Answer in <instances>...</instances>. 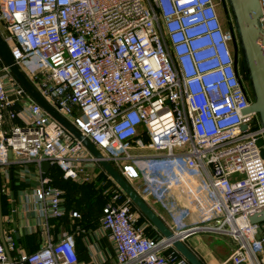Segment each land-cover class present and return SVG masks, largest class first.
<instances>
[{"label":"built area","instance_id":"2783aa9c","mask_svg":"<svg viewBox=\"0 0 264 264\" xmlns=\"http://www.w3.org/2000/svg\"><path fill=\"white\" fill-rule=\"evenodd\" d=\"M220 10L216 0H0V30L41 95L131 183L142 181L160 200L185 186V213L200 212L198 225L147 236L130 198L115 194L100 223L116 264H191L174 241L200 231L238 239L223 264H264V221L250 219L264 209V127L257 113L245 111L253 98L235 69ZM44 161L66 179L89 183L98 176L95 156L0 56L1 191L12 200L10 165L34 162L33 197L47 231L46 242L27 252L13 218L3 214L0 264H81L72 234L51 235V220L64 214L63 191Z\"/></svg>","mask_w":264,"mask_h":264},{"label":"crops","instance_id":"0c3cea01","mask_svg":"<svg viewBox=\"0 0 264 264\" xmlns=\"http://www.w3.org/2000/svg\"><path fill=\"white\" fill-rule=\"evenodd\" d=\"M15 122L18 121H8L9 124H14ZM13 159L15 160V157ZM96 169L97 174H99L101 169ZM10 171L13 172L19 232L18 236L15 235L19 245L25 251H34L40 248L47 240V231L39 220L38 210L33 197V190L38 185L39 177L36 164L28 162L10 165L9 185L7 186L8 194L12 198L13 190L10 187ZM45 174L50 176L53 184L63 191L64 214L58 219L51 220L50 231L52 237L58 238L63 233L72 234L81 264H116L114 245L100 223L103 207L112 200V197H103L102 192L100 193L102 197H100L99 192H94L97 189H102L99 185V179L89 183L65 179L61 169L56 165H51ZM135 182H140V180ZM132 184L135 185V183ZM1 195L3 214L11 215L13 218L11 225L14 228L13 199L9 200V196L2 193V191ZM148 195H153V193L150 192ZM166 197L169 205L173 207L172 209L169 206L166 207L163 199L161 201L158 200L155 205L152 204L151 206L170 227L178 225L182 229H188L200 224L199 211L194 210L190 214L185 213L184 208L190 204L185 186L173 187ZM152 201L150 200L151 203ZM73 210H77L80 216H72ZM138 215V225L147 236L159 237L162 235L146 216L140 213ZM218 239L212 232L200 231L189 235L184 241L204 264H223L230 257L233 249H223L217 243Z\"/></svg>","mask_w":264,"mask_h":264},{"label":"water","instance_id":"95a60500","mask_svg":"<svg viewBox=\"0 0 264 264\" xmlns=\"http://www.w3.org/2000/svg\"><path fill=\"white\" fill-rule=\"evenodd\" d=\"M228 31L232 39V46L235 57V69L240 75V82L243 80L249 84L253 102L245 109L246 112H255L258 117L255 121H260L264 127V30L261 23L263 15L261 0H219ZM0 56L3 62L9 66L17 80L54 119L60 122L70 133L80 140L86 148L95 156L101 167L110 175L116 184L137 206V208L156 226L162 235L171 237L174 235L172 228L163 220L156 210L144 199L134 185L105 158L102 152L86 138L67 118L58 112L35 88L25 73L16 63L11 49L0 30ZM242 79V80H241ZM245 89V88H244ZM246 127V126H244ZM261 155L264 158V139L259 140ZM9 156L12 154L9 152ZM50 162L44 161L42 164L44 172L50 169ZM10 187L12 188V207L14 217V228L16 235H19L16 213V201L14 191L13 172L10 171ZM0 217L3 219L1 180H0ZM251 222L258 223L264 221V209L250 216ZM176 249L186 257L191 264H204L196 253L181 239L174 241ZM9 259L11 255L9 254Z\"/></svg>","mask_w":264,"mask_h":264},{"label":"rangeland","instance_id":"374dc122","mask_svg":"<svg viewBox=\"0 0 264 264\" xmlns=\"http://www.w3.org/2000/svg\"><path fill=\"white\" fill-rule=\"evenodd\" d=\"M218 3H219V0H216ZM219 6H220V8H221V5H220V3H219ZM221 14H222V16H223V18H224V13H223V11H222V8H221ZM224 20H225V18H224ZM96 168H99V169H101L100 170V173L98 174V178H96L98 181H99V185L101 186L100 188H102V193H103V197L104 196H108V197H112V195L114 194V192L117 190V186H116V182L110 177V175L101 167V165H99V164H96ZM97 170V169H96ZM101 174V175H100ZM155 174H157V175H161L160 177L161 178H163L162 176H163V174H164V172L163 171H159V172H157L156 171V173ZM100 175V176H99ZM141 176L142 177H144V173L141 171ZM64 177V176H63ZM65 178V177H64ZM66 179V178H65ZM136 181L138 180V179H135ZM113 181L115 182V184L113 183ZM133 183H135L136 184V182L135 181H132ZM156 185H157V183L156 182H153V184H151V187H156ZM140 189V188H139ZM139 192H140V194L145 198V200H147L149 203H150V201L149 200H152V199H154V201L155 202H158V200L159 201H161L162 199L165 201L164 203H166L165 205H166V207H168L169 206V208H173L172 206H170L169 205V203H168V201H167V197L166 196H168L169 195V193L171 192V189L169 190V191H167L166 193H165V196L160 200V199H158V198H156V197H158L157 196V194L154 192L153 193V195H148L147 194V186L145 185V184H142V186H141V189L140 190H138ZM155 195V196H154ZM98 196V195H97ZM213 234H215L219 239L217 240V243L219 244V245H221L222 247H223V249H229V248H232V249H234V247H235V243H237V241H238V239L236 238V237H234V236H232V235H225V234H217V233H213ZM232 264V263H231ZM245 264H252L250 261L249 262H246Z\"/></svg>","mask_w":264,"mask_h":264},{"label":"trees","instance_id":"16d2710c","mask_svg":"<svg viewBox=\"0 0 264 264\" xmlns=\"http://www.w3.org/2000/svg\"><path fill=\"white\" fill-rule=\"evenodd\" d=\"M248 84V83H247ZM248 86H249V84H248ZM62 171V170H61ZM63 173V172H62ZM101 175V174H100ZM99 175V176H100ZM98 178V177H97ZM113 183L115 184V182L113 181ZM117 186V190L114 192V194L112 195V198H113V196L115 195V194H120V201H123V199H125V198H127L128 196L125 194V193H123V191L120 189V187L118 186V185H116ZM101 191H102V189H97L96 191H94V192H99V196L100 197H102V194H100L101 193ZM106 201V200H105ZM132 203V205H133V209L134 210H137L140 214H142L143 216H145L143 213H141V211L137 208V206L133 203V202H131ZM18 240V239H17ZM35 251V250H34ZM28 252H32V251H28Z\"/></svg>","mask_w":264,"mask_h":264},{"label":"bare ground","instance_id":"6f19581e","mask_svg":"<svg viewBox=\"0 0 264 264\" xmlns=\"http://www.w3.org/2000/svg\"><path fill=\"white\" fill-rule=\"evenodd\" d=\"M142 184H144L143 182H136V184L134 185V187L137 189V190H140L141 189V186ZM140 188V189H139ZM149 188L147 187V194H149ZM140 193V192H139ZM145 199V198H144ZM147 201V200H146ZM150 201V200H149ZM152 201V200H151ZM148 202V201H147ZM149 203V202H148ZM157 202H155L154 200L152 201V203L150 202L149 204L152 205V204H156Z\"/></svg>","mask_w":264,"mask_h":264},{"label":"flooded vegetation","instance_id":"af4514ba","mask_svg":"<svg viewBox=\"0 0 264 264\" xmlns=\"http://www.w3.org/2000/svg\"><path fill=\"white\" fill-rule=\"evenodd\" d=\"M249 91H250V88L248 87ZM13 201V200H12ZM2 209H3V204H2Z\"/></svg>","mask_w":264,"mask_h":264}]
</instances>
